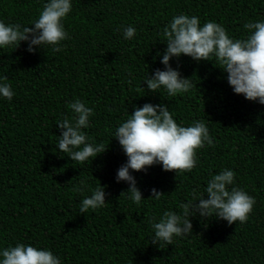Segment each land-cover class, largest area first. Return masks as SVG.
I'll use <instances>...</instances> for the list:
<instances>
[{"label": "trees", "instance_id": "16d2710c", "mask_svg": "<svg viewBox=\"0 0 264 264\" xmlns=\"http://www.w3.org/2000/svg\"><path fill=\"white\" fill-rule=\"evenodd\" d=\"M47 2L0 0V21L31 26ZM71 4L62 21L69 38L61 51L45 45L29 52L27 42L0 47V83L15 93L11 101L0 96V250L24 243L51 250L62 264H264V104L234 93L214 58L171 59L182 77H191L188 92L153 93L145 81L164 70L163 28L174 16H197L201 26L214 21L230 37L243 39L246 22L264 21V0ZM128 25L136 29L132 39L123 35ZM76 99L94 110L83 129L88 142L108 147L84 164L57 147V122L73 117L68 104ZM145 103L168 105L181 126L203 121L213 144L197 150L190 172L164 171L161 164L132 172L143 196L136 205L128 193L121 195L129 184L116 180L128 158L113 134ZM224 169L233 170L234 186L256 200L247 222L196 214L191 234L162 249L152 244L149 218L159 222L165 211L182 215L181 205L207 198L208 180ZM103 186L105 205L80 213L82 200ZM153 188L163 192L160 199L150 197Z\"/></svg>", "mask_w": 264, "mask_h": 264}, {"label": "clouds", "instance_id": "9594fccd", "mask_svg": "<svg viewBox=\"0 0 264 264\" xmlns=\"http://www.w3.org/2000/svg\"><path fill=\"white\" fill-rule=\"evenodd\" d=\"M72 9L71 0H48L44 4L38 19L31 26L6 24L0 21V47L14 46L27 42V51L35 52L37 46L50 45L53 51H61V42L69 35L62 23ZM243 27L248 35L243 39L229 36L225 27L214 21H207L201 26L197 16L180 14L174 16L163 28L162 42H166L161 63L164 70L156 69L154 75L147 76V89L160 93L163 89L168 96L188 92L193 87L191 77H182L178 68H173L170 61L177 60L183 54L193 60L213 61L214 66L227 73V81L234 93L243 94L247 100L264 104V21H249ZM136 29L128 25L124 28L125 39H132ZM159 55V53H157ZM6 80L7 77H4ZM15 95L8 83H0V96L11 101ZM74 114L71 119L64 118L57 122L61 129L58 150L66 153L71 160L84 164L89 158L106 152L103 144H92L83 129L90 127V117L94 110L79 99L68 104ZM135 107V106H134ZM115 137L122 147L127 162L117 171V182L129 184L128 198L140 205L142 192L132 172L146 171L148 167L161 164L164 171L190 172L197 163V150L211 146L213 139L203 121H194L191 126H181L173 118L168 105L145 103L135 107L129 118L115 130ZM91 159V160H92ZM131 170V171H130ZM236 174L224 169L214 174L207 182L205 195L181 205L183 214L165 211L159 222L156 217L149 218L154 231L151 243L163 248L172 245L174 237L191 234L193 225L190 217L199 214L201 218L215 217L226 220L228 224L247 222L256 203L244 189L234 186ZM81 181V184H84ZM83 191V189H77ZM151 196L160 199L163 192L155 188ZM103 187H97L91 196L82 200L80 213L95 211L106 203ZM0 264H62L61 259L51 250L38 249L32 245L17 243L0 250Z\"/></svg>", "mask_w": 264, "mask_h": 264}]
</instances>
